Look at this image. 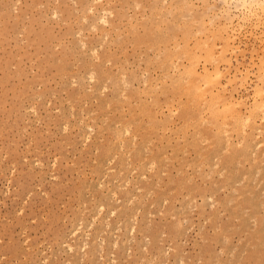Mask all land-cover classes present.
Here are the masks:
<instances>
[{
    "label": "rangeland",
    "instance_id": "obj_1",
    "mask_svg": "<svg viewBox=\"0 0 264 264\" xmlns=\"http://www.w3.org/2000/svg\"><path fill=\"white\" fill-rule=\"evenodd\" d=\"M250 2L0 0V264H264Z\"/></svg>",
    "mask_w": 264,
    "mask_h": 264
},
{
    "label": "bare ground",
    "instance_id": "obj_2",
    "mask_svg": "<svg viewBox=\"0 0 264 264\" xmlns=\"http://www.w3.org/2000/svg\"><path fill=\"white\" fill-rule=\"evenodd\" d=\"M243 2L245 1V0H242ZM258 1H260V0H258ZM247 2V1H246ZM249 2H250V0H249ZM254 2V1H253ZM256 2V1H255ZM263 2V1H262ZM245 4V3H244ZM248 4H250V7H252L251 6V2L250 3H248ZM262 5V4H261ZM264 5V4H263ZM262 5V6H263ZM245 6H247L246 4H245ZM240 7V6H239ZM241 7H243V6H241ZM249 6H247L246 7V10H248L247 8H248ZM243 9H245V8H243ZM251 9V8H250ZM55 13V12H54ZM83 18V17H82ZM84 20V19H83ZM103 21V20H102ZM106 21H104V23H105ZM264 64V63H263ZM264 67V66H263ZM212 68V67H211ZM207 72H209V71H207ZM261 72V71H260ZM212 73H213V75H216V76H219L220 74H221V72H220V70H219V68L217 67V66H215L214 68H213V71H212ZM210 75V74H209ZM90 77V76H89ZM91 78V77H90ZM179 79V78H178ZM103 87V86H102ZM102 89V88H101ZM257 90V89H256ZM260 90V89H259ZM258 91V90H257ZM260 93V92H259ZM200 94L202 95V93L200 92ZM227 102V101H226ZM225 102V103H226ZM260 104V103H259ZM257 105V104H256ZM261 105V104H260ZM259 105V106H260ZM255 106V105H254ZM258 106V105H257ZM81 120V119H80ZM244 122V121H243ZM243 125V124H242ZM65 127V126H64ZM127 130V129H126Z\"/></svg>",
    "mask_w": 264,
    "mask_h": 264
}]
</instances>
